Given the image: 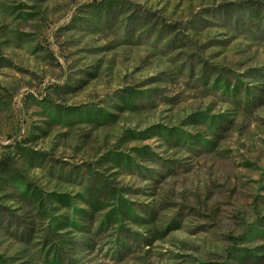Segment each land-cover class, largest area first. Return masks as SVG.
Returning a JSON list of instances; mask_svg holds the SVG:
<instances>
[{
    "label": "rangeland",
    "instance_id": "374dc122",
    "mask_svg": "<svg viewBox=\"0 0 264 264\" xmlns=\"http://www.w3.org/2000/svg\"><path fill=\"white\" fill-rule=\"evenodd\" d=\"M48 250L264 264V0H0V264Z\"/></svg>",
    "mask_w": 264,
    "mask_h": 264
},
{
    "label": "trees",
    "instance_id": "16d2710c",
    "mask_svg": "<svg viewBox=\"0 0 264 264\" xmlns=\"http://www.w3.org/2000/svg\"><path fill=\"white\" fill-rule=\"evenodd\" d=\"M126 209H128L126 206L122 207L121 213L127 214L125 211ZM44 259L47 264H65L62 260L61 254L52 250H48L47 252H45Z\"/></svg>",
    "mask_w": 264,
    "mask_h": 264
}]
</instances>
